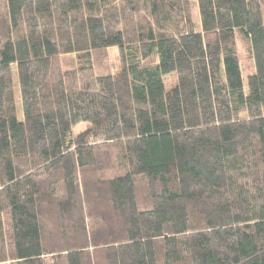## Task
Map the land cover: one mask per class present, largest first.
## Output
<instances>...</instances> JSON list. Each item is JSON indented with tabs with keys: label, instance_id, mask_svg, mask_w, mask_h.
Masks as SVG:
<instances>
[{
	"label": "trees",
	"instance_id": "obj_1",
	"mask_svg": "<svg viewBox=\"0 0 264 264\" xmlns=\"http://www.w3.org/2000/svg\"><path fill=\"white\" fill-rule=\"evenodd\" d=\"M0 264H264V0H0Z\"/></svg>",
	"mask_w": 264,
	"mask_h": 264
},
{
	"label": "rangeland",
	"instance_id": "obj_2",
	"mask_svg": "<svg viewBox=\"0 0 264 264\" xmlns=\"http://www.w3.org/2000/svg\"><path fill=\"white\" fill-rule=\"evenodd\" d=\"M195 1V0H193ZM194 14L195 16L197 17L198 16V12L194 11ZM242 52H243V74H244V77H243V82L246 83V73L247 72H250L251 71V68L249 67V60L248 58H246V53L244 51V47L241 49ZM100 58H103V57H98L95 59V64H96V67L99 69V67H103V65H100L101 63H104L103 59H100ZM74 62V61H73ZM101 62V63H100ZM107 63V66H111L112 65V69H118L119 68V62H118V59H117V52H116V49H112L110 48L108 53L106 54V61ZM247 62V63H246ZM62 63L65 67H71L72 66V59L71 58H68V57H63L62 58ZM248 64V65H246ZM14 81H15V85H18V82H17V78L14 76ZM166 84L167 85H171L172 84V78L169 76L166 78ZM17 96H18V93H17ZM19 110H20V106H19ZM85 124H82V125H77L75 128H74V131H78L79 129H82L84 127Z\"/></svg>",
	"mask_w": 264,
	"mask_h": 264
}]
</instances>
